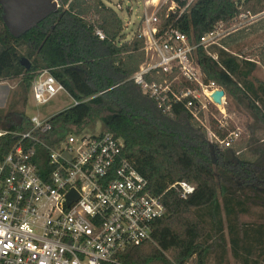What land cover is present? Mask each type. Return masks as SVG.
Returning a JSON list of instances; mask_svg holds the SVG:
<instances>
[{
    "label": "trees",
    "instance_id": "1",
    "mask_svg": "<svg viewBox=\"0 0 264 264\" xmlns=\"http://www.w3.org/2000/svg\"><path fill=\"white\" fill-rule=\"evenodd\" d=\"M61 2L67 9L18 39L5 28L0 7V82L20 79L26 96L35 75L49 69L72 99H87L53 116V127L79 132L93 128L98 118L103 131L123 140L124 153L148 181L150 192L163 195L165 217L153 223L151 241L132 248L125 263L185 264L196 255L197 264H206L213 249L223 257L228 243L241 264H264V223L253 227L239 219L258 208L264 220V82L249 79L256 65L226 52L221 43L225 37L223 49H209L216 60L197 51L205 83H215L226 101L236 100L252 116L248 140L223 149L208 142L205 130L183 106L175 107L171 116L163 115L129 81L144 60L143 43L135 38L122 42L121 21L102 0ZM263 13L264 0H198L188 16L173 18L166 26L197 41L218 22L228 27L241 14ZM94 16L105 41H99L88 24ZM23 58L28 69L21 65ZM9 120L0 112V125ZM177 182L193 186V193L183 199L176 190H167Z\"/></svg>",
    "mask_w": 264,
    "mask_h": 264
},
{
    "label": "built area",
    "instance_id": "2",
    "mask_svg": "<svg viewBox=\"0 0 264 264\" xmlns=\"http://www.w3.org/2000/svg\"><path fill=\"white\" fill-rule=\"evenodd\" d=\"M178 1L142 0L137 25L130 19L123 24L118 17L122 42L135 38L143 43L144 60L129 81L163 115L171 116L175 107L183 106L205 130L210 144L231 148L240 131L228 132L226 95L221 105L213 103L211 95L223 90L213 82L205 83L197 51L202 49L216 60L209 49H223L220 42L235 25L218 22L196 41L177 27L166 26L173 18L188 16L198 0ZM121 2L103 3L118 16L123 11ZM52 3L57 10L67 9L61 0ZM238 18L256 17L241 14ZM97 20L91 17L88 24L93 35L105 41ZM29 93L37 105L58 95L71 98L49 69L35 75ZM72 100L66 110L87 101ZM208 105L216 110L212 120L222 136L209 127ZM51 118L24 112L0 125V264H127L126 254L151 241L153 223L165 217L163 195L150 192L148 181L124 153L122 139L103 130L54 128ZM170 189L183 199L194 191L185 182ZM70 194L73 200L68 203Z\"/></svg>",
    "mask_w": 264,
    "mask_h": 264
},
{
    "label": "rangeland",
    "instance_id": "3",
    "mask_svg": "<svg viewBox=\"0 0 264 264\" xmlns=\"http://www.w3.org/2000/svg\"><path fill=\"white\" fill-rule=\"evenodd\" d=\"M102 1L106 5H111V6H114L116 3H120V1H122L121 5L123 7V11L118 12V17L121 19L123 24L130 19L132 23L137 25L138 18H140V16L143 13L142 0H102ZM126 7H130L132 9V12L128 13ZM252 20L239 19L237 17L231 23L232 25H235V29L233 30L239 29L241 27H245ZM130 29L131 28L126 30V32L130 33ZM262 42H264V34L254 40H250V42H248V46H249L248 50L252 47V44L255 45V44H260ZM253 79L258 82L264 81V72L259 69V71L254 73ZM24 96L25 95L22 90V83L20 79L1 81L0 82V112L2 114V118L4 117L11 118L14 114L25 112V114L29 117L37 116L40 119H47L55 116L56 114L66 110L71 105H73V100L70 97H67L66 95H58L54 97L49 103L44 105H37L32 99V96L29 92L25 96V101H24ZM207 109H208V113H207V117L205 118H207L209 127L211 129H217L214 121L212 120V115H216L215 114L216 110L210 105L207 106ZM226 109L229 114L228 128H227L228 132H232L237 129L240 131L239 141L235 144L236 145L235 147H238L241 145V143L248 140L250 132L247 130V128L252 125L253 122L252 116L249 113V111H247L246 107L242 104H239L236 100L228 99L226 101ZM96 112L102 113L103 110L98 109L96 110ZM94 124L95 125L93 128L86 129L87 133H97L100 130H102L98 118L95 120ZM261 217H262L261 209L253 208L250 215H241L239 219L241 223L256 227L257 225L264 223V220ZM224 232H225L224 234L226 241H228L225 229ZM221 256L222 254H220V251L217 248L213 249V251L207 258L206 264H241L238 260L233 258L228 243L226 245V252L224 256L223 257ZM168 259L170 260L169 257ZM196 262H197V257L196 255H194L189 260H187L185 264H197Z\"/></svg>",
    "mask_w": 264,
    "mask_h": 264
},
{
    "label": "water",
    "instance_id": "4",
    "mask_svg": "<svg viewBox=\"0 0 264 264\" xmlns=\"http://www.w3.org/2000/svg\"><path fill=\"white\" fill-rule=\"evenodd\" d=\"M0 7L2 9V22L14 39L20 38L58 11L52 0H0ZM21 65L25 69L30 66L24 58L21 59ZM223 94V91H215L211 95L213 103L221 105ZM72 200L73 196L70 194L68 203Z\"/></svg>",
    "mask_w": 264,
    "mask_h": 264
},
{
    "label": "crops",
    "instance_id": "5",
    "mask_svg": "<svg viewBox=\"0 0 264 264\" xmlns=\"http://www.w3.org/2000/svg\"><path fill=\"white\" fill-rule=\"evenodd\" d=\"M264 13L253 19L245 27H241L236 31L230 33L222 40V44L226 47L225 51L231 55L238 57L243 61H248L256 65L255 71L249 77L253 83H258L253 79L254 73L262 70L264 72V42L260 44H252V47L248 50V42L254 40L264 34ZM248 50V51H247ZM264 82V81H261Z\"/></svg>",
    "mask_w": 264,
    "mask_h": 264
}]
</instances>
